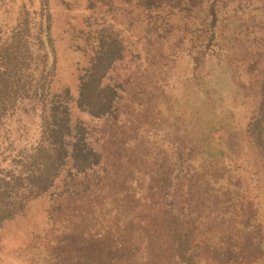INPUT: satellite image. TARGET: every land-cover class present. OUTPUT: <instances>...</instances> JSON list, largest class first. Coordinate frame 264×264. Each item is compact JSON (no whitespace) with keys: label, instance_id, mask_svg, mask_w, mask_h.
I'll list each match as a JSON object with an SVG mask.
<instances>
[{"label":"trees","instance_id":"1","mask_svg":"<svg viewBox=\"0 0 264 264\" xmlns=\"http://www.w3.org/2000/svg\"><path fill=\"white\" fill-rule=\"evenodd\" d=\"M58 1L55 32L39 0L37 140L0 173V264H264V0ZM27 64L6 35L0 83ZM239 79L247 174L221 143Z\"/></svg>","mask_w":264,"mask_h":264},{"label":"rangeland","instance_id":"2","mask_svg":"<svg viewBox=\"0 0 264 264\" xmlns=\"http://www.w3.org/2000/svg\"><path fill=\"white\" fill-rule=\"evenodd\" d=\"M48 4L53 13V29L55 32L60 31L67 14L61 8L58 0H48ZM75 13L78 14V12ZM39 15V0H0V45L6 35L11 34L17 42L19 51L25 54L26 63H28L19 79L15 73H12L0 83V173L6 170L10 173L18 169V159L14 158L10 167L7 166L9 159L18 156V149L29 153L38 137V117L32 106L36 98L33 92L35 85L33 78L36 75L33 62L37 52L35 35ZM64 55L62 59H64ZM241 81L239 79L241 92L231 97L228 94L232 100L229 104L227 102V111L231 114L230 125L234 129L223 125L225 133H219L217 136L223 134L221 143L227 148L232 144L233 149L238 151V161L243 164V169L247 174L251 172V169L258 168L252 165L253 163L257 164L255 153L252 145L244 141V134L241 133V130L251 115V111L255 110L256 98L254 95H250L252 88L246 82L242 83ZM21 83L24 84L29 96L19 97L18 88ZM225 90L230 93L231 87L226 85ZM224 95L227 94L224 93ZM260 116L261 143L264 145V110ZM222 120L223 118H221ZM231 132H235L239 138L229 137ZM14 164L15 166H13ZM250 177L252 179H249L251 180L250 184H253V176L250 175ZM257 189L263 193L259 196V205H261V215H264V182L262 180L259 181Z\"/></svg>","mask_w":264,"mask_h":264}]
</instances>
